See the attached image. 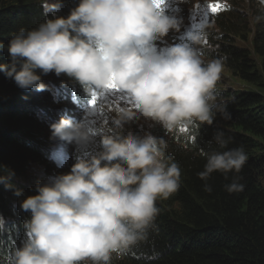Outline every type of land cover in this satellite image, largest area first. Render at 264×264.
I'll use <instances>...</instances> for the list:
<instances>
[{"label": "clouds", "instance_id": "clouds-1", "mask_svg": "<svg viewBox=\"0 0 264 264\" xmlns=\"http://www.w3.org/2000/svg\"><path fill=\"white\" fill-rule=\"evenodd\" d=\"M41 3L45 13L61 8L49 0ZM256 4L259 22L264 0ZM181 27L182 19L157 0H79L66 18H46L36 29L13 34L11 62L0 64V71L21 89L45 90L38 72H54L73 79L87 95L116 87L134 104L119 108L110 127L95 129L85 119L70 117L51 126L62 140L100 150L85 152L69 173L38 184V194L22 202V210L31 213L23 222L26 239L21 246L13 243L6 264H111L114 254L125 256L147 239L156 226L157 201L178 190L181 173L174 156L167 154L164 137L125 134L126 126L143 118L167 134L211 124L214 112L231 116L217 91L226 57L205 63L208 34L203 28L187 32L186 42L159 47ZM213 139L227 147L222 131ZM204 155L200 179L207 181L216 172L225 179L234 174L225 190L243 191L238 175L248 160L243 147ZM204 190L212 188L205 183ZM4 225L0 217V230Z\"/></svg>", "mask_w": 264, "mask_h": 264}, {"label": "trees", "instance_id": "trees-1", "mask_svg": "<svg viewBox=\"0 0 264 264\" xmlns=\"http://www.w3.org/2000/svg\"><path fill=\"white\" fill-rule=\"evenodd\" d=\"M231 2L230 11L210 21L214 29L209 27L208 46L213 50L204 47L203 56L226 57L223 69L253 90L227 94L217 89L218 101L227 104L230 118L214 112L211 124L190 126L187 135L163 134L160 129L153 134L164 137L167 154L179 166V188L157 201L156 226L147 239L125 256L114 254L111 264H264V20H256L260 14L256 0ZM49 3H59L60 10L45 13L41 0H0V64L11 62L8 45L13 34L36 29L46 18H66L79 0ZM239 7L245 12L240 13ZM237 39L247 46H237ZM38 74L43 81L46 75ZM52 74L58 88H69L66 82L73 79ZM33 91L21 89L0 71V217L5 220L0 230V264H6L5 254L13 243L21 246L26 239L23 222L31 213L23 211L21 204L38 194V184H44L29 170L38 166L44 179L56 172L44 127L52 128L42 121L43 113L27 103ZM73 111L69 109L70 115ZM217 131L224 133L226 148L213 139ZM238 147L248 156L238 174L243 191L225 190L234 174L228 179L219 172L207 181L199 178L206 163L204 153ZM205 183L211 192L204 190Z\"/></svg>", "mask_w": 264, "mask_h": 264}, {"label": "rangeland", "instance_id": "rangeland-1", "mask_svg": "<svg viewBox=\"0 0 264 264\" xmlns=\"http://www.w3.org/2000/svg\"><path fill=\"white\" fill-rule=\"evenodd\" d=\"M231 1L232 0H185V2H180V0H176L175 3L180 5L181 11H180V7H179L175 16L182 19V30L184 28L187 31L189 28H191V29L195 28V24L192 21V18L194 20V18L197 14H202L204 9H206L207 14L212 15L211 11L215 5L218 4L219 11H222L223 5L225 6L227 4H231L232 3ZM239 1H243V0H239ZM236 4H237V1H236ZM237 10H240L241 11L240 13H242V11L245 12L242 9V7H239ZM213 19L214 18L212 16L211 21H213ZM212 26H214V25H212ZM212 29H214V28L212 27ZM209 31H211V30H209ZM236 41H237V46H239V47H246L248 44V43H245V42L238 40V39ZM207 49L213 50V48H211V46L208 47ZM204 61H205V63H207V62H210L211 60L209 61V60L204 59ZM43 81H47V83L50 85V87H52V89L54 87H56L55 79H54V76L52 73L47 74L44 77ZM217 89L223 90V91L227 92V94H232V93H235V92H238L241 90H248V89L253 90L251 87L246 86L245 84L239 82L237 79L232 77L231 74L228 73L226 69H223V71L221 73V78L217 83ZM55 100L56 99L52 96L51 91H49L46 88L43 91L35 90V93L33 95L32 100L30 102H27V101L26 102L30 103V105H33V103H34L38 107L41 106L40 108L47 109V111L52 109V108H57L59 106H60L59 107L60 110L64 109V107H61L64 105V102L59 103V104H57V103L54 104ZM117 111L118 110L114 111V113H113L114 116H116ZM47 116L50 117L49 114ZM141 126H143V130H141ZM159 127L163 130V134H165L164 129L160 125L151 123V122L141 118L137 122L126 126V131H131L135 135L143 136L147 132L153 133L154 129L159 130ZM44 129H45V137L47 139H49L50 141L55 142V144H57L59 141H64V140L60 139L59 137L54 136L53 132L50 131V129L47 130L45 127H44ZM29 174L33 175L36 178H38V176H39L40 179H43V181L45 183H48V181L50 179L48 177H46L44 179V176L42 174L41 175L38 174V166L32 167L29 170Z\"/></svg>", "mask_w": 264, "mask_h": 264}, {"label": "snow or ice", "instance_id": "snow-or-ice-1", "mask_svg": "<svg viewBox=\"0 0 264 264\" xmlns=\"http://www.w3.org/2000/svg\"><path fill=\"white\" fill-rule=\"evenodd\" d=\"M157 2L159 3L160 2V0H157ZM216 9L215 8H213V11H215ZM112 90H119L118 88H116V87H113L112 88ZM90 103L93 105V106H95L96 105V103H97V101H96V99H92L91 101H90Z\"/></svg>", "mask_w": 264, "mask_h": 264}]
</instances>
